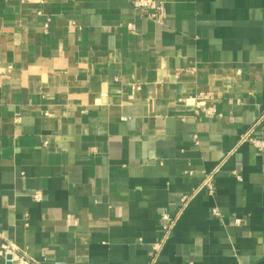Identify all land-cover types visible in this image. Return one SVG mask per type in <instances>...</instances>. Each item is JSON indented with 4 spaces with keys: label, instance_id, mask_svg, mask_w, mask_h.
I'll list each match as a JSON object with an SVG mask.
<instances>
[{
    "label": "crops",
    "instance_id": "1",
    "mask_svg": "<svg viewBox=\"0 0 264 264\" xmlns=\"http://www.w3.org/2000/svg\"><path fill=\"white\" fill-rule=\"evenodd\" d=\"M133 1L0 0V264H264V0Z\"/></svg>",
    "mask_w": 264,
    "mask_h": 264
},
{
    "label": "built area",
    "instance_id": "2",
    "mask_svg": "<svg viewBox=\"0 0 264 264\" xmlns=\"http://www.w3.org/2000/svg\"><path fill=\"white\" fill-rule=\"evenodd\" d=\"M134 8L139 11L142 15L146 16L147 18L154 20L156 22H163L166 18V7L163 2L159 0H134L133 1ZM130 29H134V26L132 23H128L127 25ZM48 28V24H46V30ZM195 100V115L198 118H215L219 117L220 115L218 114L217 108H216V103L215 101H211L212 98L208 96V94L205 93H198L194 97ZM242 142L244 141H249L256 150L262 152L264 151V139L263 138H258L251 136V133L245 135L242 137ZM212 178H213V172L212 173H207L203 179V181L200 184V188L203 186L208 187L209 191L211 194L214 193V185L212 183ZM238 180L242 181L243 178L239 175H237ZM198 189V188H197ZM197 191V190H196ZM34 200L36 201H41L43 199V194L40 191H36L32 194ZM192 198V194L190 195H185L181 198V210L178 213L176 217L179 216V214L182 212L183 208L188 204L189 200ZM212 213L215 216H220V211L217 207L212 209ZM236 224H241L242 220L241 219H236L235 220ZM175 224V218H168V224L165 228V236L163 239L155 244L153 246V253L154 257L159 253L161 250L163 243L165 239L167 238L169 232L173 228ZM14 246L11 245L8 242H5L2 245V249L0 253L3 255H12L11 252L14 250Z\"/></svg>",
    "mask_w": 264,
    "mask_h": 264
},
{
    "label": "water",
    "instance_id": "3",
    "mask_svg": "<svg viewBox=\"0 0 264 264\" xmlns=\"http://www.w3.org/2000/svg\"><path fill=\"white\" fill-rule=\"evenodd\" d=\"M7 258L10 260L12 259V256L11 255H8ZM10 263V262H9Z\"/></svg>",
    "mask_w": 264,
    "mask_h": 264
}]
</instances>
